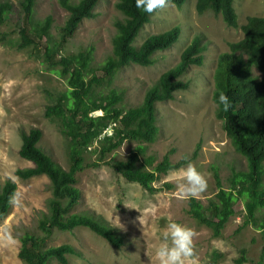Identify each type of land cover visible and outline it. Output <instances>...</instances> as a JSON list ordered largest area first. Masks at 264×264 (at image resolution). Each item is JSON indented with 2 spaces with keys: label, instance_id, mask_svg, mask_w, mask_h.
<instances>
[{
  "label": "rangeland",
  "instance_id": "obj_1",
  "mask_svg": "<svg viewBox=\"0 0 264 264\" xmlns=\"http://www.w3.org/2000/svg\"><path fill=\"white\" fill-rule=\"evenodd\" d=\"M10 1L17 7V0ZM114 1L99 0L94 8L95 16L81 20L65 42V48L76 50L92 45L93 62H101L110 52L112 20L119 15ZM233 7L238 24L244 22L247 15H264V0H233ZM47 14L52 18L50 31L56 34L67 10L58 0H36L34 15L42 18ZM173 25L180 28L177 40L169 47L155 51L151 64L130 62L123 65L109 81H103L96 89L106 92L111 87L116 88L121 94L120 104L139 103L146 87L178 60L191 35L200 36L204 45L201 64H190L182 74V78L188 80L186 88L177 89L170 99L155 102L158 125L155 140L140 143L145 147V154L154 156L153 162L168 153L171 161L186 160L174 169L185 167L188 163L195 165L208 181L206 192L197 198L205 204L217 189L212 167L218 172L224 187L228 185V176L233 168H245L244 157L232 146L220 120L214 115L215 103L211 97L217 56L228 49L229 41L242 36V30L239 25H226L218 14L211 11L198 13L194 0H184L179 7L168 1L167 7L150 14L134 44L137 45L151 32H160ZM19 41L15 18L1 21L0 185L9 177L15 181L16 190L12 198L14 203L0 219V228L10 227L15 242L7 246L0 243V264H23L17 256L19 241L16 234L23 227H35L39 211L47 208L46 198L49 195L48 179L44 174L28 178L14 174L16 167L30 165L29 160L17 153L19 130L39 127L41 136L38 144L62 167H67L65 139L56 122L43 115L44 105L51 101L53 94L67 87L65 79L43 67L39 56L41 49L32 44L19 46ZM94 113H100V110H94ZM137 142L122 140L117 147L106 152L102 160L124 158ZM97 149L94 140L85 151L84 162L96 164L84 165L77 172L75 185L80 189V197L73 210L102 215L120 233L122 243L115 246L81 225L58 231L48 244L69 242L81 252L68 254L69 264H158L154 249L161 242L158 239L160 233L170 221L195 231L198 264H258L264 229L251 224L240 225L242 200L234 199L235 213L224 223L220 233L213 235L210 227L190 216L187 200L176 197V186L169 179L174 169L158 173L152 182L156 189L150 192L114 172L105 161L98 159ZM242 247L246 259L236 262ZM259 264H264V256Z\"/></svg>",
  "mask_w": 264,
  "mask_h": 264
},
{
  "label": "trees",
  "instance_id": "obj_2",
  "mask_svg": "<svg viewBox=\"0 0 264 264\" xmlns=\"http://www.w3.org/2000/svg\"><path fill=\"white\" fill-rule=\"evenodd\" d=\"M99 0H58L67 14L58 25L56 34L50 31L51 15L38 18L34 15L36 0H17V7L10 0H0V22L14 17L18 23L19 46L32 44L40 52L44 68L64 77L67 87L54 93L43 108V115L55 121L65 139L67 167H62L38 141L41 129L30 126L20 129L17 153L29 160L30 165L19 166L14 174L20 178L44 174L48 179L49 195L46 210L39 211L34 228L19 229L17 256L23 264H69L68 254L81 252L69 242L48 244L58 231L86 226L109 243L120 246L122 237L102 215L73 210L80 197L76 174L86 163L85 151L95 140L98 159L117 147L122 140H137L122 159L102 160L114 172L129 181L137 182L147 191L156 189L152 182L158 173L177 168L186 160L171 161L164 153L160 160L145 154L142 141L155 140L158 125L155 102L170 99L177 89L188 86L182 74L190 64H201L204 48L198 34H193L180 51L178 60L164 69L144 90L141 101L135 105L120 104L121 94L116 88L104 92L96 89L109 81L119 67L136 62L142 65L154 61V52L173 44L179 36L178 25L160 32L147 34L137 45L134 39L150 14L135 7V0H115L119 12L112 20L110 52L99 63L93 62V46L76 50L65 48L83 18L93 17ZM180 6L184 0H168ZM198 13L211 11L218 14L228 26H238L242 36L228 42V49L218 54L212 74L211 97L215 103L214 115L232 146L245 159V168L230 171L228 185L221 184L214 167L216 192L205 204L197 198L187 199V211L198 222L211 228L218 235L224 223L235 213L234 199L243 202L240 225L251 224L264 229V15H247L238 24L233 0H194ZM97 70L100 71L97 74ZM227 95L230 107L225 111L218 106L219 94ZM100 113H94V110ZM109 125V126H108ZM108 126V127H107ZM110 128V132L103 131ZM99 144V145H98ZM94 149V148H93ZM195 154V151L193 152ZM168 186V185H167ZM16 183L5 178L0 185V219L8 212L15 194ZM264 256V236L259 262ZM244 248L236 262L245 260Z\"/></svg>",
  "mask_w": 264,
  "mask_h": 264
},
{
  "label": "clouds",
  "instance_id": "obj_3",
  "mask_svg": "<svg viewBox=\"0 0 264 264\" xmlns=\"http://www.w3.org/2000/svg\"><path fill=\"white\" fill-rule=\"evenodd\" d=\"M167 6L168 0H135V7L147 14H152ZM220 105L225 111L230 107L228 97L223 92L218 97V106ZM169 179L175 184L176 197L180 200L198 198L208 188L207 178L192 163L174 169ZM10 202L14 203V201ZM195 237L196 233L192 228L170 221L160 233L158 239L161 242L154 249L158 264H198ZM14 242L15 238L11 228L8 226L0 228V243L7 246Z\"/></svg>",
  "mask_w": 264,
  "mask_h": 264
},
{
  "label": "built area",
  "instance_id": "obj_4",
  "mask_svg": "<svg viewBox=\"0 0 264 264\" xmlns=\"http://www.w3.org/2000/svg\"><path fill=\"white\" fill-rule=\"evenodd\" d=\"M103 131L110 132V130L108 131L107 129H104Z\"/></svg>",
  "mask_w": 264,
  "mask_h": 264
}]
</instances>
